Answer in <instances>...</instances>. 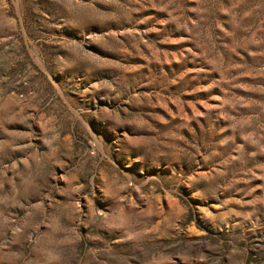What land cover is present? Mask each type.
I'll return each mask as SVG.
<instances>
[{
	"label": "rangeland",
	"instance_id": "obj_1",
	"mask_svg": "<svg viewBox=\"0 0 264 264\" xmlns=\"http://www.w3.org/2000/svg\"><path fill=\"white\" fill-rule=\"evenodd\" d=\"M0 264H264V0H0Z\"/></svg>",
	"mask_w": 264,
	"mask_h": 264
}]
</instances>
